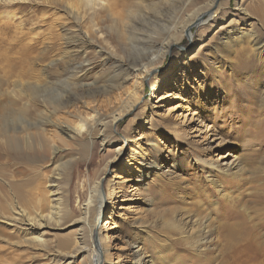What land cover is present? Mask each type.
<instances>
[{
	"label": "rangeland",
	"instance_id": "1",
	"mask_svg": "<svg viewBox=\"0 0 264 264\" xmlns=\"http://www.w3.org/2000/svg\"><path fill=\"white\" fill-rule=\"evenodd\" d=\"M105 1L128 6L125 12L137 5L133 16L140 18L141 35L130 37L128 19L113 24L108 9L98 6L79 3L78 13L67 0L0 3V64L37 60L35 66L55 81L74 58L83 61L78 75L110 84L115 69L98 66V46L119 60L129 54L142 59L146 68L120 66L119 81L55 111L46 139L59 149L53 159L47 155L34 164L38 179L48 181L38 189L43 213L57 199L59 221L39 231L45 239L40 245L38 232L22 231L0 216V264H89L91 244L102 264H261L264 0H220L221 11L213 18L195 16L207 0ZM81 31L92 46L85 54L68 51V39ZM163 40L171 41L165 49L152 45ZM112 115L118 117L100 133L96 120ZM67 124L72 137L59 128ZM98 182L89 221L99 195L102 205L89 240L77 219ZM54 185L58 195L46 193ZM196 221L209 238L194 246L182 235L188 236ZM238 229H251L256 241L251 234L232 243ZM136 253L142 254L138 262Z\"/></svg>",
	"mask_w": 264,
	"mask_h": 264
},
{
	"label": "bare ground",
	"instance_id": "2",
	"mask_svg": "<svg viewBox=\"0 0 264 264\" xmlns=\"http://www.w3.org/2000/svg\"><path fill=\"white\" fill-rule=\"evenodd\" d=\"M67 1L69 2L68 8H71L72 11L76 12H78L76 7L79 3L87 6L88 9H94L95 6L104 9V11L108 9V11L111 13L109 17L113 24L118 23L119 25V23H124L125 20L128 19L130 23L129 26L126 27V30L130 34V37L134 38V34L136 36L141 35L140 33L137 34L136 31V25L140 24V18H138L137 16H133L135 14H133V12L136 11V9L138 10V8L136 7L137 5L135 6V4L133 5L132 10L130 8L127 12H125L124 10H126L128 6L125 9L117 8V5L119 7V4L116 3L117 1ZM168 1L169 0H160L159 3ZM170 1L173 2V0ZM219 1L220 0H207L205 3H203L202 7H200L198 11H195V16L205 14L208 18H213V16H215L218 11H221V4L219 3ZM0 3L6 4V0H0ZM108 11L107 13H109ZM103 14L101 15L103 16ZM105 15L103 17H105ZM96 17L98 16H90V21H95ZM98 19L100 20L102 19V17L99 16ZM204 21H206L205 18ZM2 25L4 26L5 24ZM86 32L82 33L81 31V34L80 32H78L75 35H71L69 39L67 38V43L69 45V48H67V50L85 54L88 50V47L92 46V42L89 40L88 33ZM163 41H160L159 43L154 42L152 45L156 48L160 47L161 49H165L171 43L170 40H165L164 42ZM94 51L97 53V57L99 58L98 66L106 69H115L113 75H110L107 78L109 79L110 84H106V81L104 80H102V83H100L98 80V82L95 80L87 81L84 79L83 75H78V69L82 66L83 61L74 58L65 62L64 66L62 67L63 78H59L56 76L55 81H52L51 78H49V74L47 72H44L46 74L41 73V70L37 66H35V64L38 63L37 60L28 62L27 60L10 62L6 59V64H0V216L4 217L10 223H13V226H18L17 228L22 229V231L38 232L35 238L40 245H44L45 239L42 238V234L39 233V231H48V229L51 227L49 224V221L51 220H55L56 223H58L60 214L62 212V209L60 208L61 203L57 201V199H51L55 204L49 205V210L47 211L46 209L45 213H43L45 208L43 207L41 202H44L39 200L38 198V189L39 187L47 188L48 181L44 182L38 179V175L36 174L37 166L34 164V162L38 161V159H45L47 155L50 156V159L51 157L53 159L55 156V154L53 155V153H56L57 149H59L58 146H55L50 141H48V143V138L46 137V126L53 123V114L56 110L63 108L64 105H66L71 99H75L82 94H94L100 91H104L115 80L118 79L117 81H119L120 70L117 69H120V66H122L121 69L130 68L131 71H146L143 60H136L131 57V54L125 57V59L119 60L112 53L107 52L101 47L97 46L96 50ZM116 62L118 64H115ZM114 65L118 66V68L113 67ZM54 90L61 91V93L58 95H54L52 93ZM131 97V99L134 100L135 93H132ZM122 111L123 110H121L120 112ZM119 115L120 114H118V116ZM118 116L112 115L109 118V121H105L103 118L99 117L95 122L96 126L99 127L98 131L100 133H103L102 131L106 129L107 123H113V121ZM59 128L62 129L67 136H73L74 130L70 125L67 124L65 128ZM209 165L212 164L209 163ZM219 171L228 172L227 167H220ZM43 177L47 178V176L45 175H43ZM37 179L39 181H37ZM56 187L57 186L54 185L52 188L48 189L46 193L50 195H58L59 187ZM98 187L99 182L95 183L93 188H89V191L87 192V199L83 200L84 202L82 203V216L77 219L78 222H80L83 226L85 225L89 240H91L92 236L95 233V224L102 205V198L99 195V198L97 196V202L99 205H97L93 210V218L91 219V221H89V219L91 218L89 217L91 210L90 204L92 202V197L94 196L92 195V193L94 191H97ZM226 197L227 199L230 198V196L227 195ZM235 200L236 199H234V201ZM197 223L198 222L196 221V223L192 225L193 229L191 228L192 230H189L188 236L182 235V238L186 240L185 242L189 244H195L194 246L197 245L200 239H206L207 237L209 238V231L206 230L205 227H201V224L197 225ZM150 225L151 224L149 223V226ZM173 225L174 223H172L171 226ZM244 231L245 233L243 234ZM250 231H247L245 229H238L235 238L231 235V237H233L231 242L235 243L237 242L236 240H240L246 235L252 236L254 232L251 229ZM180 233L183 234L186 232L182 230L180 231ZM224 238L226 239V237ZM256 238L257 237L253 235V239L255 241ZM79 239L81 240V243L83 245L81 248H85L87 241L86 236L82 234ZM254 240L252 241L254 242ZM60 244L67 245L68 243L60 240ZM89 249H91L92 251L91 256H89V264H102V260H100V256L96 247L92 246L91 244V247ZM261 254H264V248L262 251V247ZM141 258L142 254L136 253L134 261L138 262L139 260H141ZM261 264H264V256Z\"/></svg>",
	"mask_w": 264,
	"mask_h": 264
}]
</instances>
